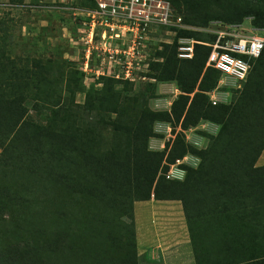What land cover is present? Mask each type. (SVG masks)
Segmentation results:
<instances>
[{"label": "trees", "instance_id": "obj_1", "mask_svg": "<svg viewBox=\"0 0 264 264\" xmlns=\"http://www.w3.org/2000/svg\"><path fill=\"white\" fill-rule=\"evenodd\" d=\"M9 1L21 4L23 0ZM169 1L187 24L205 26L210 23V20L202 24L197 22L202 16L199 10L211 8L213 0H193V4L189 5V15L182 13L178 0ZM185 1L189 3V0ZM94 6V0L86 5ZM218 6L222 9L212 15L211 20L240 24L246 16H253V24L264 28V0H237L235 4L222 3ZM204 12L209 13V10ZM4 23L0 20V81L3 83L0 85V119L3 115L11 119L10 124L6 125V133L14 128L18 133L17 140L0 142V148L3 149L0 161L9 165L5 157L11 146L16 142L22 145L27 135L22 140L26 129L23 114L27 99L15 84L27 83L44 74L45 67L37 62L38 67L30 65L32 69L22 70L15 65V61H11L14 65L10 64V58L6 57L2 45L9 33ZM197 32L180 30L178 36L201 39L203 34ZM166 45L171 53H167V50L158 52L156 49L160 61H155L156 66L154 61L150 65L152 71L162 69L160 75L152 73L147 76L156 80L159 78L160 81L177 82L182 93L173 102L171 111H155L147 102L144 106L136 105L132 98H127L123 103L121 91L115 88V82L133 83L110 76H102L101 79L105 80L103 87L98 89L93 86L91 98L85 101L88 113L107 114L99 118L104 129L115 128L116 136L117 133L122 135L118 131H124L123 135L128 141L126 145L109 143L104 132L95 128L87 136L86 133L79 134L80 144L89 140L93 145H89L90 142L88 145H74L78 163H74V180L70 182H74V195L82 198L87 196L91 199V205H84L90 204L87 200L84 204L75 201L81 208H89L85 215L93 225L101 221L99 218H105L104 222H111L122 231L117 236L115 233L113 236L107 235V239L118 245L128 243V246L123 254V251L111 254L108 247H105L106 253L91 256L82 250L85 256H79L87 260L81 264H137L135 203L152 197L182 202L196 264H264V165H256L264 150V50L253 64V67L255 63L258 65L256 75L244 93L233 97L229 103L213 104L208 93L217 88L221 72L206 67L211 48L197 45L192 59L179 61L176 58L177 38L173 46ZM146 87L149 89L152 86ZM154 94L149 96V100ZM141 95L145 100L146 92L143 91ZM40 99L42 102H36L34 108L41 112L48 108L46 104L49 101L45 97ZM128 119L135 120V126H131ZM202 119L221 126L218 135H208L211 138L206 148L199 149L186 143L183 132H178L173 142L167 141L162 151L150 148V139L159 136L154 131L156 121L170 122L176 133L175 127L179 124L187 129L196 126ZM1 128H4V124H0ZM77 136L74 133V143ZM189 153L201 159L199 166L195 168L182 164V168L187 171L186 178L183 181L167 179L164 173L170 164ZM58 165L60 163H45L47 169L42 174L46 185L59 183L64 171ZM85 170L89 173L88 178L84 177ZM104 190L111 192L103 196L101 192ZM1 205L8 207L3 203ZM13 205L9 204L7 212L2 211V208L0 216L5 222L14 220L19 223V219L14 218L15 212L19 210L16 211ZM74 215L77 216L76 213ZM21 218L24 223V218ZM81 220L78 217L74 219L75 223ZM82 224L90 228L85 222ZM71 233L73 236L66 242L64 252H72V248L78 246L75 249L77 252L83 243H80L82 235L88 234L78 227ZM24 244L20 251L25 252L24 264H33V260H37L33 258L32 244Z\"/></svg>", "mask_w": 264, "mask_h": 264}, {"label": "rangeland", "instance_id": "obj_2", "mask_svg": "<svg viewBox=\"0 0 264 264\" xmlns=\"http://www.w3.org/2000/svg\"><path fill=\"white\" fill-rule=\"evenodd\" d=\"M178 1L182 13L189 15V5L193 4V0H189V3L185 0ZM213 1L214 4L211 8L199 10L202 12V16L197 23L202 24L203 21L215 20H211V16L221 11L222 7L218 5L237 3V0ZM20 3L12 4L9 0H0V20L5 22V29L9 31L6 34V39L2 41L6 57L10 58V64H13L11 61H15V65L22 70L24 68L32 69L30 65L38 67L36 64L38 62L40 65H44L45 72L27 83L18 82L15 84L17 90L23 91L27 99L24 105L26 111L23 114V118L26 120V129L21 137L22 140L27 135L22 145L21 142L15 141L16 143L11 146L12 149L5 157L8 159L9 165H4L0 161V210L3 208L2 211L7 212L9 204H14L13 208L16 211L19 210V212H15L14 218L19 219L20 222L16 223L14 220L5 222L4 218L0 216V264H24L25 252L20 251L21 246L27 242L32 244L33 258L37 260L35 262L33 260V264H81L87 260L86 257H80L85 256L82 250L91 256L106 253L105 247L110 249L111 254L121 251L123 254L128 243L118 245L107 239V235L113 236L115 233L117 236L122 231L116 229L113 223L104 222L105 218H99L101 221H96L93 225L85 215L89 208H81V205L78 204H84L83 202L87 200L90 204L84 205H91V199L87 196L85 198L76 197L74 182H70V180H74V163H78V156L74 154V145H79L81 142L78 140L80 139L79 134L86 133L85 136H87L95 128L104 132L109 143L126 145L128 141L123 135L124 131H118L122 135L117 133L116 136L115 128L104 129L102 127L99 118L104 116L105 112L104 115H101V112L98 114L88 113L84 106L85 101L92 96L90 92L92 87L98 89L103 87L105 80L101 79L100 72L107 71L105 55L100 49L91 48L88 53L90 46L87 43L88 27L80 16L75 15L76 8L86 7L91 3V0H23ZM205 10H209V13L204 12ZM253 18V16H246L240 24L254 28L252 27L254 25ZM189 25L203 28L208 27L209 22L205 26L194 23ZM261 29L264 32V28ZM197 33L203 34L202 38L198 40L212 41L209 33ZM158 35H162L171 43L152 41L151 52L141 62L144 69L136 72V81L132 85L115 82V88L121 91L123 103L127 98H132V102L136 105L144 106L146 102L149 105V96L154 94L155 85L160 79L156 80L149 76L143 78V75L152 73L160 75L162 69L152 71L151 66L148 69V65H151L153 61L154 65L155 61H160L155 50L158 49V52L167 50V53H171V49H166L168 47L164 45L173 46L175 39L179 37L178 33H167L165 30H160ZM190 37L197 39L195 36ZM94 45L99 46L98 35L95 36ZM197 45L201 44H196L195 50ZM176 58L179 61L184 60L178 56V46ZM256 68L258 65L255 63L248 80L240 83L238 87L226 86L224 83L220 87L219 81L217 88L213 89L211 93L215 91L227 93V103L231 102L233 97L244 93L250 80L256 75ZM1 84L3 85L2 81H0ZM146 84L152 87L148 89ZM143 91L146 92L145 100L141 95ZM44 97L49 101L46 104L49 106L41 112L37 111L34 106L36 102H42L40 98ZM215 99L218 104L222 103L217 98ZM151 105L154 107L155 102H152ZM93 115L94 117L91 119ZM10 120L5 115L0 119V124H4V128L0 129V142L18 138L16 128L6 133L5 128L10 124ZM125 122L126 120H124ZM127 122L131 126L136 124L135 120L128 119ZM219 131L217 130L215 134L218 135ZM74 133L78 135L75 138L77 139L75 143ZM208 135L213 134L203 133L204 137L200 145H206V147L209 145L211 137ZM89 142V140L83 141L80 145H88ZM89 145L93 144L90 142ZM29 146L30 148H28ZM150 146L152 150H156L153 145ZM2 150L0 148V153ZM191 157L197 160L195 166L193 165L197 168L201 159L196 155ZM183 159L170 164L168 171L164 173L167 179L183 181L186 178L187 171L181 165L189 164L183 162ZM188 159L186 161H190ZM45 163H60L58 166L62 167L64 172L58 180L59 183L46 185L47 181L44 180L45 177L42 174V171L45 172L47 169ZM104 164L106 165L105 162ZM99 170L104 173L102 169ZM88 176L89 173L85 170L84 177L88 178ZM110 192L104 190L101 194L105 196ZM1 203L8 207H4V205L2 207ZM21 216L25 220L24 223L23 220L21 222ZM75 217L82 219L80 223H75ZM84 222L90 228L87 227V229L82 224ZM77 227L86 230L88 234L82 235L80 243H83L77 252L75 249L78 246L72 248V252H64L66 242L73 236L71 232ZM136 238L137 264H163L162 257H155L152 252L143 249V245L147 243L148 239L140 240V243L137 233ZM151 240L152 237H150ZM191 250L193 251L192 246Z\"/></svg>", "mask_w": 264, "mask_h": 264}, {"label": "built area", "instance_id": "obj_3", "mask_svg": "<svg viewBox=\"0 0 264 264\" xmlns=\"http://www.w3.org/2000/svg\"><path fill=\"white\" fill-rule=\"evenodd\" d=\"M94 7H79L75 15L87 25V43L90 49H100L105 55L102 76L133 83L141 62L151 52V42L171 43L160 30L177 34L180 30L207 32L212 41H201L190 36L177 39L178 56L192 59L195 45L211 48L206 67L221 72L220 83L238 87L247 81L254 62L264 50V32L254 25L231 24L222 20L210 21L208 27H192L169 0H94ZM263 32V33H262ZM99 36V46H95V36ZM88 57V56H87ZM148 65V69H149ZM147 75H143L146 78ZM225 80V81H224ZM232 84V85H231ZM211 94V93H208ZM213 104H217L211 97ZM171 177V176H170Z\"/></svg>", "mask_w": 264, "mask_h": 264}, {"label": "crops", "instance_id": "obj_4", "mask_svg": "<svg viewBox=\"0 0 264 264\" xmlns=\"http://www.w3.org/2000/svg\"><path fill=\"white\" fill-rule=\"evenodd\" d=\"M155 88L154 97L149 100L150 108L155 111H171L173 102L182 93L177 82L159 81L156 83ZM209 95L210 98H217L222 103L228 102L227 93L215 91ZM152 102H155L154 107L151 105ZM219 127L221 126L218 123L202 119L196 126L187 129H183L182 125L179 124L175 127L176 133H174V127L170 122L156 121L154 131L159 136L152 137L149 145H153L156 150L162 151L165 149L167 141L171 140L173 142L177 133L183 132L186 143L199 149L206 148V145H200L204 137L203 133L216 135L217 130H220ZM190 155L193 154L185 155L183 162H186L189 166H195L197 160ZM187 159L190 161H186ZM256 165H264V150ZM135 219L138 240L148 239L147 243L143 245L144 250H149L155 257H162L163 264H196L191 250L190 233L181 201L156 200L154 197L150 200L137 201L135 203ZM150 237H152V240L154 239L153 242L150 241Z\"/></svg>", "mask_w": 264, "mask_h": 264}]
</instances>
